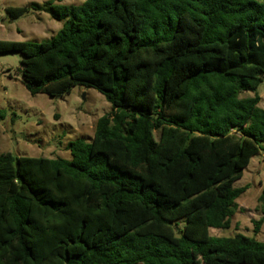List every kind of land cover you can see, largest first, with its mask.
<instances>
[{
  "label": "trees",
  "instance_id": "1",
  "mask_svg": "<svg viewBox=\"0 0 264 264\" xmlns=\"http://www.w3.org/2000/svg\"><path fill=\"white\" fill-rule=\"evenodd\" d=\"M46 12L50 40H0L52 99L77 86L112 111L70 158L0 154V264H264L229 230L236 188L264 143V0H85ZM253 94V96H246ZM264 216V185L258 198Z\"/></svg>",
  "mask_w": 264,
  "mask_h": 264
},
{
  "label": "rangeland",
  "instance_id": "2",
  "mask_svg": "<svg viewBox=\"0 0 264 264\" xmlns=\"http://www.w3.org/2000/svg\"><path fill=\"white\" fill-rule=\"evenodd\" d=\"M49 1L55 5H81L85 0H0V40L39 43L53 38L63 22L54 20L49 13L31 10L11 20L6 11ZM23 58L20 53L0 54V154L68 159L71 157L68 143L80 138L90 141L98 120L112 111V105L98 91L82 86L61 98L31 95L22 81ZM259 94V106L264 108V81ZM262 146L243 177L235 183L236 188L247 186L248 190L237 200L232 228L211 229L212 236L233 237L238 233L255 236L254 221L264 217L258 208L264 185V143ZM257 239L264 242V223Z\"/></svg>",
  "mask_w": 264,
  "mask_h": 264
}]
</instances>
